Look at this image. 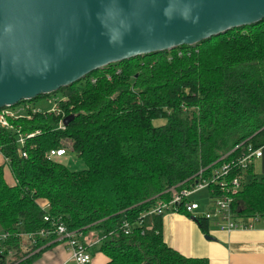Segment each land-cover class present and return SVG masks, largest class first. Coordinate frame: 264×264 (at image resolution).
<instances>
[{"label":"trees","instance_id":"1","mask_svg":"<svg viewBox=\"0 0 264 264\" xmlns=\"http://www.w3.org/2000/svg\"><path fill=\"white\" fill-rule=\"evenodd\" d=\"M42 100L54 101L58 113L39 109ZM8 110L23 114L10 120L15 130L0 128L6 160L0 234H8L0 240V264H36L56 238L38 234L58 219L82 233L85 247L100 241L107 264H209L170 248L163 239L165 215L151 210L157 199L171 200L174 192L217 175L242 180L231 205L236 221L264 220V177L240 166L264 147V21L194 47L111 65ZM68 117L73 121L61 129ZM18 128L35 134L24 148L17 144ZM67 143L86 169L48 158ZM213 189L225 196L210 185L209 198ZM195 222L209 234L207 219ZM32 233L35 244L24 237Z\"/></svg>","mask_w":264,"mask_h":264},{"label":"water","instance_id":"2","mask_svg":"<svg viewBox=\"0 0 264 264\" xmlns=\"http://www.w3.org/2000/svg\"><path fill=\"white\" fill-rule=\"evenodd\" d=\"M263 21L264 0H0V111Z\"/></svg>","mask_w":264,"mask_h":264},{"label":"built area","instance_id":"3","mask_svg":"<svg viewBox=\"0 0 264 264\" xmlns=\"http://www.w3.org/2000/svg\"><path fill=\"white\" fill-rule=\"evenodd\" d=\"M48 105L51 108L47 113L56 114L58 113L57 104L54 101H48ZM42 112L41 110H37ZM20 113L18 111H12L8 109H3L0 111V128L15 130L11 125L10 120H16L19 118ZM60 128L64 129V123L61 122ZM18 133L17 144L19 148H24L26 146V140L35 136V134L24 135L21 133L20 128L16 129ZM39 134V132H37ZM67 155L66 148H61L57 150H52L48 154L49 159H60ZM26 157V154H24ZM263 156L262 148L258 150L251 151L241 162L240 166L242 170L247 173V171L253 166L254 162L260 159ZM228 165H225L222 169L221 177L227 176ZM217 175L211 182L203 180L202 182L197 183L191 189H183L182 191H176L173 193L171 200L157 199L155 206L151 210V213L157 215H168L170 213L182 214L188 216L190 219L197 220L199 218H204L213 223L221 231L232 232L238 229H251L255 222L260 221L256 218L251 221H236L233 217L231 211V205L233 203V197L241 190L242 180L240 178L219 180ZM215 186L219 192H223V195H217V191L213 189L210 191L211 194H214L212 198L208 199L210 201L209 207L206 212H201V205L195 200V196L203 191H208L209 186ZM39 205L43 210L49 209V204L41 201ZM45 221L49 222V217L45 218ZM51 229L41 230L38 236L42 238H49L52 235L56 236V239L60 241H65L68 245L69 250L71 251L73 260L76 264H90L92 261L91 255L88 253V248L82 243V234L75 231H69L61 219L51 221ZM126 234L129 233V225L125 224ZM8 234H0V240L7 239ZM25 238L30 240L32 244L36 243V235L29 234L24 235Z\"/></svg>","mask_w":264,"mask_h":264},{"label":"crops","instance_id":"4","mask_svg":"<svg viewBox=\"0 0 264 264\" xmlns=\"http://www.w3.org/2000/svg\"><path fill=\"white\" fill-rule=\"evenodd\" d=\"M263 156L252 166V175L264 177ZM6 166V160L0 152V167ZM5 176L14 185L9 169ZM209 236L211 239H207ZM163 239L173 250L186 258L205 259L209 264H264V220L253 224L251 229H238L232 232L221 231L209 223L206 235L198 224L184 216L168 214L163 217ZM100 241L90 243L88 253L92 257L90 264H107V258L99 252ZM36 264H76L71 251L65 244L57 243L46 250Z\"/></svg>","mask_w":264,"mask_h":264},{"label":"rangeland","instance_id":"5","mask_svg":"<svg viewBox=\"0 0 264 264\" xmlns=\"http://www.w3.org/2000/svg\"><path fill=\"white\" fill-rule=\"evenodd\" d=\"M18 106L21 107V109H22L24 107V104H19ZM37 106L43 112H47L51 108V106L48 105V103L45 100L40 101ZM20 113L23 114V112H20ZM66 151H67V155L60 158V161L63 164H65L69 169H71L73 171H80V170L86 169V165L84 164V162L82 160H80L74 152H72L70 143L66 144ZM195 200L200 203L201 212H206L208 207H209V204H210V201L208 199V191H203V192L199 193L198 195H196ZM170 214L180 215V216H184V217L190 219L186 215L176 214V213H170ZM45 239H47V238H45ZM54 241H55V244L62 243L68 247L66 242L60 241L59 238L58 239L55 238ZM49 244H52V242H50ZM72 259H73V257H72Z\"/></svg>","mask_w":264,"mask_h":264}]
</instances>
